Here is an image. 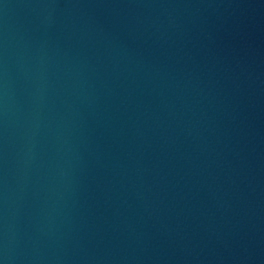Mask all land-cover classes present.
I'll return each mask as SVG.
<instances>
[{"label": "water", "instance_id": "1", "mask_svg": "<svg viewBox=\"0 0 264 264\" xmlns=\"http://www.w3.org/2000/svg\"><path fill=\"white\" fill-rule=\"evenodd\" d=\"M0 264H264V0H0Z\"/></svg>", "mask_w": 264, "mask_h": 264}]
</instances>
